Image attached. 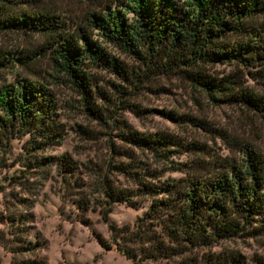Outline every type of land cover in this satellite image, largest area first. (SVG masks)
<instances>
[{
    "label": "trees",
    "instance_id": "trees-1",
    "mask_svg": "<svg viewBox=\"0 0 264 264\" xmlns=\"http://www.w3.org/2000/svg\"><path fill=\"white\" fill-rule=\"evenodd\" d=\"M114 1L113 8L104 5L85 12L82 24L66 31L58 15L20 8L33 6L36 0H0V32L43 35L38 48L48 53L53 70L79 97L84 112L98 120L102 114L93 100L108 96L96 86L88 70L92 67L128 83L175 76L213 104L238 106L264 117V96L244 84L248 77L264 87V24L256 19L264 12L261 0ZM97 38L137 66L126 69ZM29 53L0 49V70L25 65ZM215 64H231L234 69L216 75L208 70ZM111 87L123 93L118 85ZM54 106L51 91L40 81L20 77L0 85V147L23 133L38 147L58 143L62 129L53 119ZM166 116L178 119L170 113ZM116 130L118 144L107 141L106 165L131 187H113L101 177L99 215L105 222L112 203L133 207L136 199H146L148 205L129 225L108 224L114 249L132 264H242L233 254L211 248L231 238L264 235V155L243 149L238 162L214 168L175 163L156 170L136 161L133 149L165 165L173 163L170 158L180 144L171 136L143 134L124 124ZM112 156L118 161L113 163ZM45 160L62 173L73 171L63 156ZM166 170L181 175L162 179ZM78 205L86 208L84 201ZM3 220L15 223L10 226L14 240L10 243L0 233V246L12 257L31 254L35 242L20 238L26 235L25 216L0 213ZM12 264L44 263L12 258Z\"/></svg>",
    "mask_w": 264,
    "mask_h": 264
},
{
    "label": "rangeland",
    "instance_id": "rangeland-1",
    "mask_svg": "<svg viewBox=\"0 0 264 264\" xmlns=\"http://www.w3.org/2000/svg\"><path fill=\"white\" fill-rule=\"evenodd\" d=\"M261 2L264 7V0ZM104 5L116 6L114 0H36L33 6L20 8L56 14L66 31H71L82 24L85 12ZM256 19L264 24V12ZM90 35L95 38L94 31ZM97 40L126 69L137 66L130 57L100 38ZM42 42L40 34L0 32L1 50L30 52L25 65L14 64L0 70V85L20 77L45 84L55 101L53 119L62 129L60 141L50 146L38 147L28 133H23L14 134L0 147V213L24 215L26 235L20 238L36 244L31 254L20 252L14 257L0 246V264H12V258L41 260L44 264H132L114 249L108 224H131L148 201L136 199L137 205L133 207L112 203L105 222L97 209L103 203L101 177L113 187H131L129 181L106 165L107 141L118 144L115 136L120 125L143 134L171 136L180 144L175 148L177 154L170 158L173 163L165 165L145 151L133 149L136 161L156 170L175 163L190 168H214L238 162L243 149L264 155V117L238 106L213 104L201 91L175 76H154L138 84L123 82L106 70L89 68L96 86L108 96V100L94 98L102 117L93 118L84 112L79 97L53 70L48 53L38 48ZM233 69L231 64L208 68L216 75ZM244 84L264 96V87L255 79L244 77ZM111 85H118L123 93H115ZM167 113L178 119L168 118ZM62 156L73 171L62 173L58 166L45 160ZM111 160L118 161L114 156ZM180 175V171L166 170L161 178ZM80 201L85 202L86 208L78 205ZM13 224L0 222V233L10 243L14 240L10 228ZM107 247L110 250H104ZM211 251L233 254L242 264H264V235L221 241Z\"/></svg>",
    "mask_w": 264,
    "mask_h": 264
},
{
    "label": "water",
    "instance_id": "water-1",
    "mask_svg": "<svg viewBox=\"0 0 264 264\" xmlns=\"http://www.w3.org/2000/svg\"><path fill=\"white\" fill-rule=\"evenodd\" d=\"M104 250H110V247L105 248Z\"/></svg>",
    "mask_w": 264,
    "mask_h": 264
}]
</instances>
